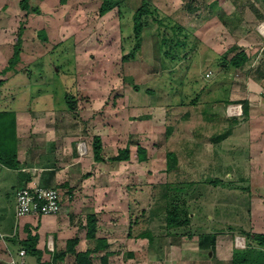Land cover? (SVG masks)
Masks as SVG:
<instances>
[{
  "label": "rangeland",
  "instance_id": "obj_1",
  "mask_svg": "<svg viewBox=\"0 0 264 264\" xmlns=\"http://www.w3.org/2000/svg\"><path fill=\"white\" fill-rule=\"evenodd\" d=\"M20 1L0 0V111H44L56 126L75 111L77 129H87L90 138L97 128L108 133L107 159L129 149L128 161H106L89 179V198L106 223L116 217L117 230L128 232L122 219H142L133 224L131 245L126 234L115 242L113 264H232L234 250L247 245L240 231L264 234V216L253 215V193L264 199V179L255 176L258 190L249 188L251 174L264 168V153L252 150L253 143L264 146V0H222L214 12L209 4L217 0H146L153 13L141 18V50L133 58L135 13L143 0H120L105 16L104 0H29L26 22ZM174 27L190 34L189 45L162 52V36L171 40L168 47L187 42ZM17 37L18 71L2 74ZM240 52L249 57L242 69L220 66ZM244 100L249 117L228 121L231 107L242 117ZM167 153L177 156L170 171ZM170 185L176 189L167 190ZM168 203L190 220L173 235L166 227ZM143 232L154 241L138 238Z\"/></svg>",
  "mask_w": 264,
  "mask_h": 264
},
{
  "label": "crops",
  "instance_id": "obj_2",
  "mask_svg": "<svg viewBox=\"0 0 264 264\" xmlns=\"http://www.w3.org/2000/svg\"><path fill=\"white\" fill-rule=\"evenodd\" d=\"M247 102L249 103V101ZM22 107L24 106H20L17 111L1 110L5 113L14 112L15 114L12 121H9V117L6 115L5 122L0 123V133L5 135L3 136L5 143H8L11 148L7 150V146H5V151H3L0 147V151L5 160V158H10L8 151L13 149L16 154L17 166L9 167L6 162L0 160V264H55L54 256L67 253L68 242L73 239L78 240L75 251L79 253L92 252L91 261L93 264H97L95 263L97 258L99 264H103L101 257L106 253H109L107 264H113V259L118 256L117 250L113 247L114 244H117L115 242L120 241V238L126 234L127 240H130L129 245H131V239H137V235L132 236L133 226L136 224L135 219H122L121 221L125 222L124 228L127 227L128 232L119 231L115 227L119 222L114 223L116 217L112 219L113 222L106 223L105 219H102L104 211L96 208L95 201L89 198L91 170H96V168L98 170L100 165L112 158L107 159L104 156V142L108 133L103 130L100 132V128H97L90 138L86 132L87 129H77L80 122L78 118L74 117L77 116L75 111L74 115L71 114L73 119L64 120L63 126H56L54 122L45 119L48 113ZM100 109L94 110L100 112ZM227 118L229 120L232 117L228 116ZM95 124L100 126L104 123ZM58 127L61 129L58 130ZM95 136H99L102 140V156L105 162L94 160L92 143ZM256 147V143H253V151L259 152V154L264 153V146L263 149H260L261 145L258 149ZM261 160L263 161V159ZM255 176L261 177L259 181H263L264 168L260 173L257 171L256 174L250 176L253 181L249 180V185L252 183L254 190H258L255 188L257 185ZM36 185L46 189H60L62 193L61 212L46 217H17V192L21 188ZM94 190V188L91 189V191ZM258 193H253V215L255 220L260 221L258 218L264 216L260 209L264 207V199L262 194ZM96 195L98 196L99 193L97 192ZM12 199L15 200L14 208L11 205ZM89 202L93 203L90 208L88 207ZM11 208L15 210L14 213L11 212ZM91 214H95L99 220L95 239H90L87 236L86 220L87 216ZM255 223V227L258 228L257 225H260L258 222ZM29 236L37 237L35 248L38 254L27 253L21 256L22 243L27 241ZM98 239H106L109 246L99 251L95 250L98 247ZM120 250L121 248L118 249V251ZM41 255L42 260L39 259ZM65 255L64 259L57 264H77L76 256L73 253L69 252ZM128 257H131V262L136 261L134 250L128 253Z\"/></svg>",
  "mask_w": 264,
  "mask_h": 264
},
{
  "label": "trees",
  "instance_id": "obj_3",
  "mask_svg": "<svg viewBox=\"0 0 264 264\" xmlns=\"http://www.w3.org/2000/svg\"><path fill=\"white\" fill-rule=\"evenodd\" d=\"M217 1H219V5L217 3ZM215 1L216 3L212 2L209 4L210 6V10L212 12L214 11H218V9L220 8V5L222 4V0H217ZM122 1L120 0H104L101 8H100V15L101 16H105L108 13L112 12L115 8L119 7ZM20 9L21 11H23V13L25 14L24 17V22L28 21L27 20V16L28 13L30 12V5H29V0H21L20 1ZM195 8V7H194ZM190 10V12H192V9H188ZM33 12H38L37 9H33ZM153 11H151L150 7L148 6V3L146 2V0H143V5L141 6L140 9L137 10V13H135V34L136 37L139 39L140 35H141V31L144 29L143 24L141 23V18L145 15V14H152ZM223 26L228 28L230 26V21L229 19L224 20L222 22ZM24 29V28H23ZM22 31V29H21ZM174 31L175 33H177L178 35H183L185 36L187 42H183L180 43L178 42L175 43L174 45H169V42L171 41L168 38H165L164 36L162 39V42L159 44L158 46L160 48V50H162V52H168V54H170V50H174L175 48L177 49V47H179V45H189V38H190V34L186 33V31H184L183 28L179 27L178 29L174 27ZM141 44H142V40H138L136 48L134 51H132V54L130 55V58H133L134 56H136V54L141 50ZM166 47L168 48L166 51H164V49H166ZM171 47V49H169ZM235 48H232V50H235ZM169 50V51H168ZM20 53H21V40L20 37H17V43L14 45V54L13 57L9 60L8 66L1 72L2 74H7L9 72H14L17 73L18 70L16 69L17 63H19L21 61L20 58ZM129 57H125V59H128ZM249 57L245 52H240L238 53L236 56H234L232 59H230V61L225 60L222 65H220L221 67H223L226 70H240L243 68V66L248 62ZM3 81H0V84ZM1 86V85H0ZM197 100V98H196ZM183 101V100H182ZM227 103H230L229 100L227 101ZM232 103V102H231ZM241 105H242V117H232L230 118L228 121L230 122H234V123H238L242 118V120H246L249 117V103L247 101H241ZM75 110V109H74ZM73 110V111H74ZM8 115H13L11 113H5L4 111H0V123L5 122V116ZM230 128H232V126H230ZM170 130V129H169ZM231 132V129L228 130L224 135L216 138L215 142H220L221 139L226 138ZM3 136H5L4 134L0 133V147L3 149V151H5V146H7V150L10 148L8 143H5V137L3 138ZM92 147H93V154H94V160L97 162H105V159L102 156V152H103V144H102V140L99 136H95L93 139V143H92ZM11 149V148H10ZM9 149V150H10ZM10 153V158L4 160V155L1 153L0 151V160L3 161L4 163L6 162L8 164L9 167H16L17 166V160H16V154L15 152H13V149L11 151H8ZM129 149H124V150H120L119 154L115 157L110 158L108 161L110 162H122V161H128L130 159L129 156ZM138 155H139V159L140 160H146L147 159V152L145 149L138 147ZM167 158H168V166H167V170H171L174 169L175 167H177V156L175 153H167ZM186 187H189L190 184H185ZM172 190V189H176L173 188L172 185L167 187V190ZM146 214V212L144 211L143 214L141 215L142 218L144 217V215ZM37 217H46V216H37ZM165 220L167 223V228L168 234H172V229L175 228H181L183 226L188 225V223L190 222V220L188 219V213L182 211L181 209L177 208L175 205L168 203L166 206V216H165ZM142 221L141 218L137 217V220H135V223L138 224L139 221ZM98 217L95 214H91L87 216V220H86V228H87V236L90 239H95L96 238V232H97V226H98ZM140 223V222H139ZM240 233L242 234L243 237H245V239L247 240V245L246 248L244 249H235L233 252V259H232V264H264V234H258V233H253V232H249V231H240ZM138 238H142V239H146L148 238L149 241L151 242L155 237H152L151 235H147V233H140L138 235ZM214 240V239H213ZM37 242V237L36 236H29L27 241H24L22 243V251H25V254L27 253H31V254H38L37 250L35 248ZM98 247L95 249L97 251H99L100 249L104 248V247H108L109 245L107 244V240L106 239H98ZM78 243L77 239H73L71 241L68 242V247H67V253H73L76 256V261L77 264H93L91 261V255L92 252L91 251H87L85 253H79L77 251H75V247ZM58 254L55 255L53 258V262H55V264H57L59 261H61L62 259H64V257L66 256L65 254ZM24 256V255H21ZM109 258V253H106L104 256L101 257V261L103 264H107ZM40 260H42V255L39 258ZM39 260V261H40ZM42 264V263H40Z\"/></svg>",
  "mask_w": 264,
  "mask_h": 264
},
{
  "label": "built area",
  "instance_id": "obj_4",
  "mask_svg": "<svg viewBox=\"0 0 264 264\" xmlns=\"http://www.w3.org/2000/svg\"><path fill=\"white\" fill-rule=\"evenodd\" d=\"M236 112L234 107L230 108V116H236ZM16 201V214L19 218L54 216L62 210V193L58 188L46 189L37 185L21 188L17 192ZM21 255H25V251Z\"/></svg>",
  "mask_w": 264,
  "mask_h": 264
},
{
  "label": "clouds",
  "instance_id": "obj_5",
  "mask_svg": "<svg viewBox=\"0 0 264 264\" xmlns=\"http://www.w3.org/2000/svg\"><path fill=\"white\" fill-rule=\"evenodd\" d=\"M242 106V105H241ZM231 117H237V116H231Z\"/></svg>",
  "mask_w": 264,
  "mask_h": 264
}]
</instances>
